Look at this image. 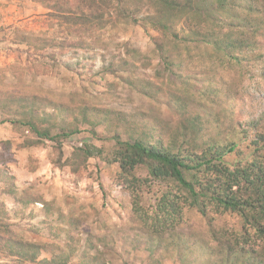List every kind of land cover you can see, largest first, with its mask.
Wrapping results in <instances>:
<instances>
[{
    "label": "rangeland",
    "instance_id": "rangeland-1",
    "mask_svg": "<svg viewBox=\"0 0 264 264\" xmlns=\"http://www.w3.org/2000/svg\"><path fill=\"white\" fill-rule=\"evenodd\" d=\"M79 4L0 0V121H7L0 124V264H53L49 261L67 245L76 246L68 264H233L224 260L227 241H215L211 230L240 233L236 214L209 211L207 218L186 206L175 229L159 238L137 219L134 199L138 196L143 210L152 214L173 185L153 181L140 168L136 175L142 184L133 193L120 180L117 163L75 155L78 148L94 146L111 158L112 138L118 134L124 141L139 139L148 145L159 141L174 153L198 156L203 151L182 136L187 119L192 117L193 122L199 114L206 119L209 108L230 109L225 98L215 107H198L196 102L191 107L181 104L185 109L179 106L177 95L189 90L196 95L206 90L205 85L194 79L198 74L186 51L175 52L170 46V56L183 52L184 62L182 68L166 69L155 44L167 45V40L163 36L161 42L158 33L144 25L150 9L146 0L114 2L95 36H85L83 49H76L79 38L73 30H92L94 23L75 26V21L65 19L72 18ZM123 8L130 18H122ZM258 42L264 47V37ZM125 61L132 65L123 67ZM189 75L194 79L190 85L184 82ZM240 94L245 98L235 118H219L220 123L211 124L206 133L234 135L250 122L264 129L263 81H246ZM35 97L54 103L41 108L51 116L35 119L40 130L54 136L76 128L80 132L58 143L13 124L25 118L23 110ZM13 100L20 103L14 107L19 112H12L16 116L10 111ZM82 108L89 111L90 123L82 121ZM91 108L98 109L93 117ZM216 117L209 116L208 123ZM228 159L234 162L236 156ZM56 227L61 228L60 236L54 237ZM20 243L37 244L35 261L19 255ZM256 248H264V237L257 239Z\"/></svg>",
    "mask_w": 264,
    "mask_h": 264
},
{
    "label": "trees",
    "instance_id": "trees-1",
    "mask_svg": "<svg viewBox=\"0 0 264 264\" xmlns=\"http://www.w3.org/2000/svg\"><path fill=\"white\" fill-rule=\"evenodd\" d=\"M146 1L150 9L143 17L144 25L156 31L161 42L164 37L167 40V45H161L160 42L155 44L157 51L165 59L166 69L173 71L175 67L182 68L184 62L183 52L176 58L170 56V46L175 52L186 51L192 56L189 60H192L195 73L198 74L194 79H200L205 85L206 90L197 92L196 95L192 90L187 91L186 95H177L179 106L183 107L181 104H184L191 107L196 102L198 107L208 108L211 104L215 107L225 98L230 103V109L221 107L219 111H212L209 108L206 119L200 114L193 122L192 117L187 119L188 125L183 127L182 136L190 137V140L185 139V143L203 151L198 156L174 153L173 148H167L159 141L153 145L139 139L124 141L118 134L112 138L115 146L111 158L104 156L103 149L94 146L78 148L75 155L78 158L81 153L84 160L100 157L117 163L120 180H124L133 193L142 184L141 178L136 175L140 168L145 169L153 181L168 183L169 187L173 185V188L165 190L158 199L152 214L143 210L138 196L134 199L133 209L137 219L157 237L160 238L164 233L175 229L176 224L182 220L186 206L198 210L207 218L209 211L236 214L241 219L240 233L228 234L225 231L211 230L215 241L220 244L227 241L224 244L228 251L225 263L230 261L233 264H264V248H256L257 239L262 240L264 237V129H260L258 122H250L245 128H238L234 135L221 133L216 136L215 131L209 134L205 132L206 129L210 130L211 124L220 123L219 118H235L240 112V105L245 98L240 91L244 89L246 81L259 78L264 83V47L258 42L259 37H264V0ZM79 2L78 8L69 16L72 18L65 19L75 21V26L94 23L92 30L85 27H75L73 30V35L79 38L75 42L76 49H83L87 44L85 36H95L96 30L103 26L106 16L110 15V6L119 0ZM49 9L52 11L56 7L49 6ZM120 11L123 19L131 17L125 14L124 8ZM165 46L167 62L164 56ZM135 53L132 51V55ZM197 53L201 54L197 56ZM130 65L132 64L123 62V67ZM190 75L184 77V82L189 85L194 80ZM260 98L264 101V96ZM13 102L10 104L11 114L19 112L14 107L20 103L15 100ZM53 105V102L44 104L40 97H35L34 102L23 110L25 118L12 123L26 126L40 139L58 143L79 133L80 130L76 128L63 130L61 135L54 136L48 130L38 128L35 119L44 115L41 108ZM90 110L92 117L98 112V109ZM89 115V111L82 108L83 122H91ZM215 115L219 117L209 124V116ZM44 116L48 118L51 115ZM6 122L3 120L0 124ZM206 123L209 124L207 127ZM230 156H236V160L230 161ZM57 229L61 228L53 229L54 237L60 236ZM18 245L20 256L30 261L36 260L39 254L37 244ZM75 248L74 245H67L49 263L68 264Z\"/></svg>",
    "mask_w": 264,
    "mask_h": 264
}]
</instances>
